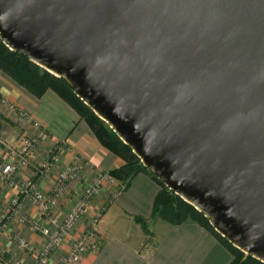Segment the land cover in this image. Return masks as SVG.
Segmentation results:
<instances>
[{"label": "water", "instance_id": "water-1", "mask_svg": "<svg viewBox=\"0 0 264 264\" xmlns=\"http://www.w3.org/2000/svg\"><path fill=\"white\" fill-rule=\"evenodd\" d=\"M0 39L264 262V0H0Z\"/></svg>", "mask_w": 264, "mask_h": 264}, {"label": "crops", "instance_id": "crops-1", "mask_svg": "<svg viewBox=\"0 0 264 264\" xmlns=\"http://www.w3.org/2000/svg\"><path fill=\"white\" fill-rule=\"evenodd\" d=\"M2 98L14 103L27 118L37 121L40 128L25 124L26 121L24 124L22 121H15L1 103ZM0 125L2 138L11 143L16 142L22 133L42 134L30 166L18 173L19 181L31 177L34 167L41 163L57 143L65 145L59 167L79 161L83 164L81 171L83 182L92 179L95 171L109 172L122 164L116 155L101 146L87 123L55 92L47 90L40 97H35L1 70ZM7 161L0 148V164ZM85 162H89L92 169L84 166ZM52 175L39 180L41 190L50 189ZM159 189V184L145 173L135 175L127 188L114 196L110 194L112 188L103 185L100 195L93 202L98 204L102 200L106 201V210L114 207L116 215L124 219V227L108 231L99 229V236L102 239L99 249L88 251L75 264H229L232 259L230 252L205 228L191 219L176 225H166L155 243L147 244L143 231L136 226L137 224L135 225L133 216L151 219L153 200ZM16 190L17 188L5 191L0 201V210L7 206ZM76 193V186H72L68 196L61 201L59 214L68 208ZM33 214L34 207L26 202L10 218L9 231L0 236V255L4 256L0 258V264H16L17 261L20 264H34L33 256L21 250L13 240L14 236L19 235L34 244L41 243L42 238L19 221V215ZM130 222L136 226L134 233H131L134 227H128ZM128 237L132 239L129 240ZM69 241L70 239L52 254L50 260L52 264L68 249Z\"/></svg>", "mask_w": 264, "mask_h": 264}, {"label": "built area", "instance_id": "built-area-1", "mask_svg": "<svg viewBox=\"0 0 264 264\" xmlns=\"http://www.w3.org/2000/svg\"><path fill=\"white\" fill-rule=\"evenodd\" d=\"M1 103L10 112L15 121L40 128L37 121L26 117L14 103L6 98ZM42 134L27 135L22 133L16 142H7L1 136L0 148L7 158V162L0 164V201L5 191L17 188L7 206L0 210V236L9 231L10 218L28 202L34 207L32 216L19 215V221L25 224L33 233H37L42 241L34 244L22 236H12L17 246L31 254L34 264H52V254L58 251L69 239L68 249L53 264H75L88 251H96L102 244L99 236V220L106 210L107 202L102 200L98 204L93 201L101 193L103 185L112 190L110 194L122 192L116 179L109 172L95 171L90 180H82V163L74 161L59 167L61 154L65 145L55 144L45 155L38 166L34 167L33 174L25 180L19 181L18 173L31 164L35 147ZM84 166L92 169L89 162ZM53 174V175H52ZM52 175V185L48 191L39 187V180ZM76 186L77 193L68 208L58 213L61 201L68 196L69 189ZM20 264V262H16Z\"/></svg>", "mask_w": 264, "mask_h": 264}, {"label": "trees", "instance_id": "trees-1", "mask_svg": "<svg viewBox=\"0 0 264 264\" xmlns=\"http://www.w3.org/2000/svg\"><path fill=\"white\" fill-rule=\"evenodd\" d=\"M0 70L33 96L40 97L45 91L52 90L73 108L87 123L101 146L122 161V164L111 169L109 174L116 179L117 185L122 187L123 190L127 188L131 179L138 173H145L156 181L160 189L153 200L151 218L160 217L170 225L180 224L187 219L194 220L230 252L232 259L229 264H264V262L233 246L214 229V226L202 212L184 201L145 167L140 158L119 138L117 133L76 95L65 79L53 75L23 54L11 50L1 39ZM133 219L146 232L147 220L138 215L133 216ZM0 258L2 259L4 256L0 255Z\"/></svg>", "mask_w": 264, "mask_h": 264}, {"label": "rangeland", "instance_id": "rangeland-1", "mask_svg": "<svg viewBox=\"0 0 264 264\" xmlns=\"http://www.w3.org/2000/svg\"><path fill=\"white\" fill-rule=\"evenodd\" d=\"M104 214H105V216H104ZM147 224H148V226H147V230L145 232V231H143V229L139 223H137V222L135 223V225L139 226V228L143 231V234L145 236V240H146L147 244L155 243L159 234L163 231L164 227L166 225H169V223L167 221L161 219L160 217L151 218L150 220H147ZM135 225H133V223H131V222L129 223V225H128L129 228H131L132 226L134 227L131 230V233L135 232V228H136ZM99 227H100V229L101 228L106 229L107 231L114 229V228L119 230L121 227L122 228L124 227V219H122L121 217L116 215V211H115L114 207H111L110 209L104 210L102 212V216L99 220ZM128 239L131 240L132 238L128 237Z\"/></svg>", "mask_w": 264, "mask_h": 264}]
</instances>
